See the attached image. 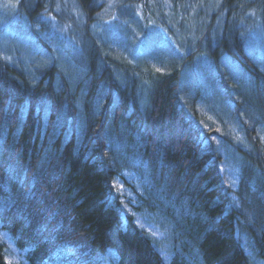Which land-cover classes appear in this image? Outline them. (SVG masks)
<instances>
[{"label": "trees", "instance_id": "obj_1", "mask_svg": "<svg viewBox=\"0 0 264 264\" xmlns=\"http://www.w3.org/2000/svg\"><path fill=\"white\" fill-rule=\"evenodd\" d=\"M145 1L131 5L140 10ZM77 2L86 19L78 26L75 18L57 19L66 31L55 29L48 42L33 43L44 51L37 64L23 62L24 54L10 62L0 44V264H8L2 232L18 250L30 247L28 264H45L48 258L50 264H250L249 252L264 257V178L256 175L264 154V0H172L169 14L175 16L181 5L185 22L198 7V30L194 38L188 33L178 40L176 51L182 54L163 52L164 71L123 65L111 53L116 49L121 55L109 48L112 43L98 51L100 27L82 26L94 16V0ZM37 3L22 0L18 11L9 9L13 18L6 15L10 24L1 25L12 35L6 34L8 42L38 37ZM48 10L49 18L58 17ZM249 15L257 21L258 54L248 41ZM144 16L149 18L142 8L137 17ZM133 26L126 33L148 34V26L145 32L139 23ZM110 30L104 27L103 37ZM211 36L221 38L220 58L190 56L195 39ZM146 55L134 58L144 64L152 58ZM108 57L116 58L111 63ZM147 72L172 80L149 84ZM183 74L196 79L194 87L208 101V118L170 92ZM227 84L249 87L257 108L225 97ZM236 108L252 117L251 131L235 116ZM213 131L222 140L220 154L206 144ZM235 131L243 132V149ZM247 164L253 174L246 173ZM236 169L245 175L233 184L220 189L209 183L215 171ZM136 184L144 186L150 203L156 199V208L148 200L130 208L127 193H139ZM156 188L162 198L151 196ZM149 215L172 227L178 238L168 261L145 228L152 222ZM46 236L54 238L53 245L41 243Z\"/></svg>", "mask_w": 264, "mask_h": 264}, {"label": "rangeland", "instance_id": "obj_2", "mask_svg": "<svg viewBox=\"0 0 264 264\" xmlns=\"http://www.w3.org/2000/svg\"><path fill=\"white\" fill-rule=\"evenodd\" d=\"M21 1L22 0H0V44L3 45L7 53H9V56H10V59H8L9 61L11 59L12 61H15L16 59L23 58L22 54H24L25 57H24L23 62L26 63V60H29L28 62L37 64L38 63L37 61L43 57L44 51L42 50V47H40L39 50H37V48L33 46V43L48 42L49 32L55 31V29L57 30L59 29V33L63 34L65 26L60 25V24L58 25V23L56 22L57 19L68 21L70 20L71 17L75 18V20L78 21L76 24L77 26L80 23L82 24L81 20L86 19L85 14H83L82 7L79 6L77 0H53V3H52V0H49V4L47 0H38L39 4L37 3V6L38 5L40 6L39 7L40 10H38L37 17L34 18L35 19L34 23H36V25H34V30L38 37L36 39L35 38L28 39V40H32V42H28L26 41V39H23V37H21L19 40L15 42L14 40H11V43H10L8 42V39L6 38V34L11 35L10 32H8L7 30L1 31V27L3 26V29H6V27L9 26L10 23L5 21V17L6 15H9V9L17 10L18 4H20ZM131 1L132 0H94L97 6L93 9V12H92L94 16L88 25H86L84 22L82 26L84 27L89 26V28H91L94 25H98L100 27L99 35H97L98 41L101 43V40H102V46L106 45L107 43L108 44L112 43L109 45V48H113V49L117 48L121 55H118V53L116 52V49L111 53H115L118 59L119 57H121L123 59V62H121L123 65L127 64L128 67H131L134 62V66L137 65L136 67L137 70L138 69L140 70L139 67H141L145 71L149 69L156 70V71L157 70L164 71L165 61L163 60L164 57H162L163 52H165L166 54V50H168L169 48L176 55L182 54L183 52L176 51V49L179 50L178 40H181L188 33L192 34L198 28V23L195 24L198 7H193L189 11V14L186 18L187 21L185 22V20H182L183 13H182L181 5H179L176 8L175 16H172L169 14L170 9L173 6L172 0H147L143 3L140 10L138 8L137 9L133 8L134 5H131ZM217 1L219 2V0ZM153 6L157 7L156 10L155 8H153ZM209 7H210V4L204 5V8L206 10H208ZM48 8H50L52 12H57V11L59 12V10H61L62 14L59 15L58 17H54L55 20L51 21L49 19L50 11L49 10L47 11ZM142 8H145L146 15H148L149 18H147L146 16H144V18L141 17V19L137 17L138 15L142 13ZM211 11H213V9ZM251 16L252 15H249V19L252 18ZM12 18H13V14H10L8 16V21H10ZM135 18H137L139 22L134 23ZM112 20H114L116 24L114 23L110 24L109 22ZM141 21L145 23V26L141 25L142 24ZM254 22H257V21H254ZM138 23L140 24V26H142L143 32H145L144 31L145 27L148 26L147 27L148 34L146 36H144V34H142V32L138 29L137 30L133 29L136 35H133L132 33H129V32L126 33L128 31V29L126 28L127 26L130 28H133L134 27L133 25H137ZM103 26L106 28V30L111 29L109 33L107 34V36H104V37H103V33H104ZM170 26L172 27V29L170 28ZM249 31L251 34L248 36V41L251 42V48L255 49L256 53L258 54L259 49H258V43L256 42L258 40L256 37L259 38V36L257 34L256 27L255 29L251 27ZM65 35H66V32H65ZM124 35L125 37H122ZM132 35L135 36L134 39H132L131 37ZM203 39L208 40L211 43L215 42L212 36L209 39H207L206 37H203ZM245 41L247 42V38H245ZM170 45L173 47H171ZM152 50L154 51L152 52ZM139 54L140 55L148 54L146 56L151 55L149 57H152V58L149 59L150 61H146L144 64H141V62L137 61V59L134 58V57L137 58ZM171 54H169L167 51V55H171ZM189 54L190 56L192 55L191 52ZM185 55L186 54H184V56ZM18 56L19 58H17ZM193 56L195 55L193 54ZM115 58L116 57L114 58L108 57L111 63L114 62ZM80 74L81 73L77 71V75L81 79L82 77L80 76ZM188 77H189V80L187 79L186 75L183 74L181 76L180 84L185 87L187 86L188 88H197V87H194L196 79L193 78L191 75ZM73 81L77 82L75 76L73 78ZM78 86L79 85H77L76 87ZM141 90L142 88H140L139 91ZM147 90L146 91L142 90V92L146 93ZM202 90L205 91L204 89ZM217 95H213V96H217ZM207 96L209 98L212 97L210 93ZM211 99L212 98H210L212 105L214 106V108H216L214 101ZM218 103L222 104V102L220 101ZM218 103H217V106H218ZM216 109L217 111L219 110L218 108ZM144 183H145L144 184L145 186H148L146 182ZM135 186L139 193L131 191V194H129L126 192L127 197H129L130 199L129 200L130 208L136 204L142 205L146 203L147 200H148L147 204H150L152 207L157 206L156 199L153 198L152 203H150L151 201L149 202L150 197L146 196L145 192H143L144 186H142V184L141 185L136 184ZM146 189L147 188H145V191ZM159 191L160 190L156 188L151 196L156 197V198H162V196H160V194L158 193ZM142 199L144 200L143 202H141ZM146 206L149 207L148 205ZM149 217H151L152 222L145 223V228H147V232L149 233L151 238L156 239L155 240L156 246L158 247V249L161 250L164 259L168 261L169 260L168 257L171 258L176 248H178V238L176 235H173L174 233L172 234V230H171L172 227H170L168 224L164 223V225H162L161 222L158 219L152 217V215H149ZM157 217L159 216L157 215ZM159 219L163 222L162 217H159ZM175 227H174V231L177 230L178 228L176 225ZM175 233L177 234L176 231ZM1 235H3L4 237V240H3L4 245H6L5 256H6L7 263L8 264H28V252L30 250V247L26 245V247L20 248L18 250V248L15 247V245H13L10 235L6 234L5 232H2ZM261 253L263 254V251H261ZM53 254L55 255L56 258L60 256L59 260L63 257L62 254H56L55 252ZM260 255L252 251L249 252L250 264H264V257L263 256L261 257ZM194 257L197 258V262H198L199 261L198 253L194 254ZM81 259H83V256L80 257V260ZM46 262L48 263H45V264H50L49 262H52V260L48 258ZM39 264H41V262ZM80 264H83V263H80ZM190 264H192V261H190Z\"/></svg>", "mask_w": 264, "mask_h": 264}, {"label": "bare ground", "instance_id": "obj_3", "mask_svg": "<svg viewBox=\"0 0 264 264\" xmlns=\"http://www.w3.org/2000/svg\"><path fill=\"white\" fill-rule=\"evenodd\" d=\"M90 4H91L90 6L92 7L91 10H93L95 7H97L95 2L94 3L92 2ZM61 14H62L61 10H59V12L58 11L57 12H53V15L59 16ZM251 21H252V24L249 26V28L252 27V28L255 29V27L257 26V23H254L253 18H252ZM170 28L172 29L171 26H170ZM192 34L195 35V31ZM192 34H191V36L193 37ZM188 39L189 38H187V40ZM220 40H221V38H217V39L214 40L215 42L211 43L208 40H205L203 38L202 39L199 38V40L195 39V44L197 46L195 47V49L192 48L191 53H192V55L194 54L195 56L201 57L202 59L209 58L210 55H216L217 57L219 56L218 58H220V54H219V52H220V47H219ZM95 42H96V46H97L98 51H102V49H101L102 41L100 43L98 41V38H97V40H95ZM262 68L264 69L263 66H262ZM260 72H262V71H260ZM159 73L160 72H157V73L147 72L146 73L147 74V79L150 82L149 84H153L154 85L158 81H163V82L169 81V82H171L172 78H170L169 76L167 77L166 75H159ZM162 73H164V72H162ZM29 79H31V78L27 77L26 81H28ZM226 86H228V87L225 88V92H226V96L225 97H227L231 101H235L236 103H240L241 102L242 105L246 106V108L249 109V110L257 108V106L252 103V102H254V100H253V96L251 95L252 94V90H250L249 87H245L244 88V86H243L242 89H237V88L231 89L229 87H233L234 85L232 86V85H228L227 84ZM170 92L173 93V96H175L174 99L180 100L182 103H184V105L186 106L187 109L199 112L201 118H208L209 110L205 107L208 104V101H207L206 98H204V96L199 91H197L196 88H187V87H185V86H183L181 84H176L174 90H170ZM238 92H240V93H238ZM242 96H245V97H247L249 99H245L244 100L243 98H241ZM242 99L244 100V102H242ZM138 108L136 107V110ZM234 114L238 118L240 123L242 122L244 127L246 126L247 128L250 129V131L253 129V127H252L253 123H252V120H251L252 117H250L246 113L244 114L239 108H236L234 110ZM233 135H234L233 138L237 141V145L240 146L243 149L244 146H245V145H243L244 140L242 139L243 138V132L235 131V134H233ZM221 142H222V140H220L217 137V133L215 131H213V132H211L209 134V139H208V142L206 144L209 146L208 147L209 150L220 154L221 152H223V150H222L223 148L221 147ZM143 148L147 149L148 147L144 146ZM262 159H263V162L261 163V165H259L260 169H258V172L256 173V175L259 174V176H262V178H264V154H263V158ZM145 168L148 171H150L148 166H144V169ZM245 170H247L246 173L248 172V174H253V172H254L250 168L249 164H247ZM214 175H216V178L213 177L211 180H209V183L211 184V186L223 189L224 185L233 184L236 180L243 178L244 175H245V171H242L240 169H236L235 172L226 171V173L215 171ZM50 194H52V193H50ZM143 205H145V204H143ZM154 207L156 208V206H154ZM144 221L145 220L143 219V222ZM53 240H54V238H50V240H49L47 238V236H46V237H42L41 238V243L46 244L47 246H48V244L49 245H53ZM101 261L102 262H107L106 257L105 258L102 257Z\"/></svg>", "mask_w": 264, "mask_h": 264}]
</instances>
